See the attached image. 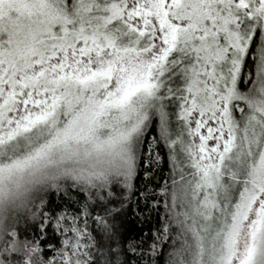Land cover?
Instances as JSON below:
<instances>
[{"label":"snow or ice","instance_id":"6c2138e0","mask_svg":"<svg viewBox=\"0 0 264 264\" xmlns=\"http://www.w3.org/2000/svg\"><path fill=\"white\" fill-rule=\"evenodd\" d=\"M0 264H264V0H0Z\"/></svg>","mask_w":264,"mask_h":264},{"label":"trees","instance_id":"16d2710c","mask_svg":"<svg viewBox=\"0 0 264 264\" xmlns=\"http://www.w3.org/2000/svg\"><path fill=\"white\" fill-rule=\"evenodd\" d=\"M168 171V169L167 168H165V172H167ZM163 211V209H161V212Z\"/></svg>","mask_w":264,"mask_h":264}]
</instances>
